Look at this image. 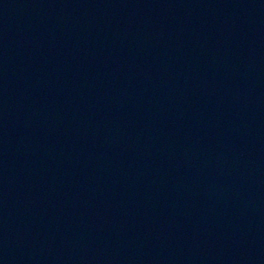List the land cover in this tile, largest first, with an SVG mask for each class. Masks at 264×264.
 Here are the masks:
<instances>
[{
    "label": "water",
    "instance_id": "95a60500",
    "mask_svg": "<svg viewBox=\"0 0 264 264\" xmlns=\"http://www.w3.org/2000/svg\"><path fill=\"white\" fill-rule=\"evenodd\" d=\"M0 264H264V0H0Z\"/></svg>",
    "mask_w": 264,
    "mask_h": 264
}]
</instances>
